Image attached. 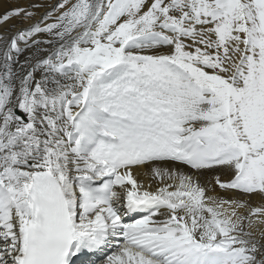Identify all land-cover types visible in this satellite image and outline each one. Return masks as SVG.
<instances>
[{
    "label": "snow or ice",
    "instance_id": "1",
    "mask_svg": "<svg viewBox=\"0 0 264 264\" xmlns=\"http://www.w3.org/2000/svg\"><path fill=\"white\" fill-rule=\"evenodd\" d=\"M0 264H264V0H0Z\"/></svg>",
    "mask_w": 264,
    "mask_h": 264
},
{
    "label": "bare ground",
    "instance_id": "2",
    "mask_svg": "<svg viewBox=\"0 0 264 264\" xmlns=\"http://www.w3.org/2000/svg\"><path fill=\"white\" fill-rule=\"evenodd\" d=\"M4 7H7V5H4V6L0 7V11H3Z\"/></svg>",
    "mask_w": 264,
    "mask_h": 264
}]
</instances>
